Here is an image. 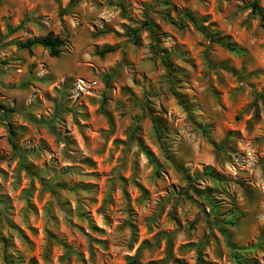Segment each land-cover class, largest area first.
<instances>
[{"label":"clouds","instance_id":"1","mask_svg":"<svg viewBox=\"0 0 264 264\" xmlns=\"http://www.w3.org/2000/svg\"><path fill=\"white\" fill-rule=\"evenodd\" d=\"M249 2L195 5L201 11L218 8L213 19L221 27L240 26L245 34L241 48L226 33L219 37L241 59L214 63L211 70L201 64L197 74L189 67L191 56L171 35L153 40L150 28L166 23L159 0H0V135L7 138L9 124L18 132L17 150L5 144L6 155L0 154V233L15 241L6 249L0 243V264H20L18 255L27 264L45 249L43 264H54L57 244L65 249L59 264H84L80 254L89 249L87 264H124L123 257L134 254L139 264L153 259L176 264L166 250L169 241L174 251L189 245L179 254L190 264L197 252L207 254L204 264L208 257L235 264L232 256L249 248L246 255L264 257V105L257 99L264 95V73L253 87L247 76L257 66L244 52L264 47V26L259 16L249 15L251 9L242 10ZM196 17L199 23V12ZM113 29L124 34L117 37ZM197 36L215 59L209 41ZM165 57L175 59L165 63ZM176 65L187 71L176 75ZM213 72L230 74L232 87L222 85L230 109L223 96L213 94ZM161 116L165 119H154ZM233 126L239 131L228 132ZM145 140L156 152L155 163L145 156ZM37 181L43 211L34 215L25 202L30 204ZM127 193L136 199L128 200ZM209 198L214 212L206 211ZM177 213L178 226L172 223ZM6 221L25 231L38 223L35 246L25 244Z\"/></svg>","mask_w":264,"mask_h":264},{"label":"rangeland","instance_id":"2","mask_svg":"<svg viewBox=\"0 0 264 264\" xmlns=\"http://www.w3.org/2000/svg\"><path fill=\"white\" fill-rule=\"evenodd\" d=\"M254 1H258V3L260 4L261 8L263 9L264 12V4L261 3V0H250L249 3H247L244 8L242 9L243 11H248L249 9H251V4ZM189 3L190 0H179V5L176 3V0H159V6L161 7V9L164 10V15L161 17L162 19L165 20V26L162 28L160 25H155V33H153V40L156 39L157 35H171L172 38L176 41L178 48L182 49V50H186L187 53L191 56V63L189 65V67L191 68L192 72L194 73H201V64H206L208 69L211 70L213 68V64L214 63H223V64H227L229 61L236 59L239 60L242 57L240 56V54L238 53H234L229 51L224 44L227 43L228 41L226 40L224 43H221L219 40L220 34L226 33L229 40L234 43L236 45L237 48H241L243 47L242 45V40L244 39V32L240 31V26H237L235 29H232L231 26H225V27H221L220 25V21L218 19H213V13L214 12H219L218 8H209L208 10H204L201 11L199 8L195 7V5H202L203 4V0H191V3L194 5L193 7L189 8ZM238 10H241L238 8ZM190 13L191 15H193L196 17V13L199 12L200 13V22H199V26L205 29V26H207V29H211V36L217 37V39H210L208 38L205 34H203L201 31H199L191 22L185 20L184 22V27H180L178 26V24L181 23V20L184 18V13ZM249 15H257L254 14L252 12L249 13ZM258 16V15H257ZM260 18V17H259ZM145 22H150L153 23L151 21V19H146ZM175 22V23H173ZM260 22H261V26H264V23L262 22L261 18H260ZM243 23H247V18L245 19V21ZM190 26V27H189ZM122 27H127V25H122ZM207 33H209V31L205 30ZM113 32L115 33V30L113 29ZM175 33V34H174ZM183 34L182 36L180 34ZM217 33V35H216ZM123 32H119V33H115V35L118 37L120 35H123ZM197 34H199V37H202L203 40H207L209 41V44L211 45L212 48L215 49L216 52V57L215 59L212 58V54L208 51L207 48L202 47V40L198 38ZM107 35H112V33H107ZM129 35V33H128ZM106 47H112L114 48L115 45L113 44H108L106 45ZM158 51V50H157ZM244 52L246 54H248V58H250L252 61H254V63L256 64V70L249 74L247 76V79L252 81V86L255 87V84L257 81H259L261 79V74L264 73V47L261 48H253L251 50V52L249 53L247 48H244ZM170 59H175V57H165L164 62L167 63ZM176 68L180 69L179 73H177L176 75H182L184 72H186L187 70L184 69L182 67V65H176ZM229 73L225 72V73H221V74H216L215 72H213L212 75V80H213V88L215 89L214 91V95L219 94L220 96H223L225 98V103H224V108L225 109H230L231 108V104L228 101V91L222 87V85H227L228 88L232 87V84L229 81ZM123 91V90H121ZM131 90H129L130 92ZM264 95H260L257 97L258 100H260L262 102V105H264ZM255 106V105H254ZM85 107H87V105H85ZM257 107V111L255 113V119H259L260 118V109L259 106ZM101 112L104 111L103 106H101L100 109ZM165 114L167 113V109L164 110ZM92 115V113H89V116ZM5 117H10L11 116V112H5L4 113ZM107 119V118H106ZM154 119H165V116H161V117H154ZM234 120H239V116H234L233 117ZM115 121L113 120H108L107 121V127L110 129L113 127ZM12 127L11 129L9 127ZM21 128H24L26 126L24 125H20ZM250 127V125H249ZM9 128V132H8V136L7 138H5L3 135H0V154H4L6 155L7 150L3 147V145L7 144L14 152L17 150L18 145L15 143L16 139H18V132L16 130V127L13 126L12 124L8 125ZM11 130L13 131L14 135L11 134ZM67 130V129H66ZM78 131V129H77ZM227 131L228 132H237L239 131L238 129H236L234 126L233 127H227ZM242 134V133H241ZM41 141L42 143H47V140L44 139L43 134L41 135ZM117 141H113V144H115ZM123 141L121 140V143ZM141 143L144 144V146L146 148H148V152L145 153V156L148 158V160L152 163H155L154 161H152V157L156 155V152L152 151L151 147H149L147 141H141ZM149 152H151V155H149ZM2 158V157H0ZM89 159V158H86ZM92 165H95L97 169H100V163L95 160L92 159ZM157 167H159V165H156ZM67 167H71V165H68ZM210 167V165L208 166ZM0 172H3L2 169H0ZM25 172L27 173V168H25ZM5 176H7V173L4 172L3 173ZM95 175L99 176L101 174V172L98 170L96 173H94ZM126 179V178H125ZM215 179V178H213ZM95 186V185H93ZM33 193H32V200L30 202V204L26 201V205L29 206L31 209H35L34 215H37L39 213H41L43 211L42 209V201H41V196L44 194L42 193L41 189H42V184L37 181L36 184H34L33 186ZM87 185L85 186V189H82V191H86L87 190ZM141 188V190L144 193H149V189L145 186V185H140L139 186ZM171 187L173 188V191L175 190V184L171 185ZM213 191H219L218 188H213ZM126 198L128 200H135L136 198L132 196L131 193H127L126 194ZM11 196L7 197V200H11ZM43 203H47V200H44ZM91 203V202H90ZM97 203H99V201H97ZM208 203L212 205V207L208 210H206L207 212H214L216 210L215 208V202L213 200H211L210 198L208 199ZM98 212V209L93 208L92 211V216L93 218L96 216ZM179 219V214L177 213V216L175 218L172 219V223L173 225H177V220ZM9 226L13 228L14 231H17V235L19 236V238L21 240H23L25 242V244H29L32 246H35V239L34 237L38 236L41 234V228L38 226L37 224H33L32 226H30L28 228L27 231H25L24 228H21L19 224H16L14 221L8 222ZM178 226V225H177ZM135 228V232H139L141 231V228L139 226H133ZM95 229L99 230V231H103V229L100 227V224H96L95 225ZM91 230V228H90ZM145 232H147L148 230L145 229ZM169 231H171V229H169ZM135 234V233H134ZM223 233H219L216 236V239L219 240L220 239V235H222ZM53 239L54 244H56L54 236L51 237ZM264 238V237H262ZM0 243H3L4 248L6 249L7 247L10 246V244H15V241H11L9 239V237L3 235L2 233H0ZM148 241L147 239L143 240V244L147 245ZM57 247H59V256L57 257V260L54 261V264H59V261L61 259H63L64 254H65V249L62 245H56ZM81 246L83 247L84 244L82 243ZM157 246L159 247V244H157ZM227 245H224L222 247H219L217 249L216 252V257L220 258L221 257V253L223 250V247H226ZM189 247V245H180L178 248L175 249V251L173 250V246L171 244V241L168 242V244L166 245V250L168 251L170 256H175V260H176V264H190V262L185 259V257L183 255H180V251L181 249L187 248ZM55 249H53L54 251ZM17 251L19 252V247L17 248ZM139 250H137L138 252ZM252 251V248L249 249H241L238 252L235 253V255L232 256L233 261L235 262V264H260V259H264V257H260V259H257V257L255 255H246V253ZM81 256H83L84 258V264H87V260L91 258V250L89 249L87 252L80 254ZM207 256L206 253H195V261L194 264H204V257ZM240 256L242 257V260L237 261L236 257ZM48 258V250L45 249V251L43 253H39L36 252L34 255L30 256L28 258L27 264H43V261L47 260ZM136 259V264H139L138 259L136 258L135 254L133 256H124L123 257V261L124 264H128L129 261L131 259ZM225 260H227V257H223ZM74 259H80V256H76ZM165 260H167V257L164 258ZM5 260H7V257H5ZM16 260H18L20 262V264H24L21 256H17ZM149 264H160V261L158 260H151L149 261ZM207 264H216V259L212 258V257H208L207 258Z\"/></svg>","mask_w":264,"mask_h":264},{"label":"trees","instance_id":"3","mask_svg":"<svg viewBox=\"0 0 264 264\" xmlns=\"http://www.w3.org/2000/svg\"><path fill=\"white\" fill-rule=\"evenodd\" d=\"M250 7L252 9V12L254 14H257L261 18L262 22L264 23V12H263V9L261 8L260 4L258 3V1H254ZM185 20L191 22L199 31H201L203 34H205L208 38L212 39L211 38L212 36H210L209 33H207L204 28L200 27L199 23L195 22L196 21L195 17L188 12L184 13V18L181 20V23L178 24V26L184 27L183 24H184ZM173 23H175V22H173ZM151 25H152V23L145 22L146 27H150ZM150 30L152 31V34H153V33H155L156 29L150 28ZM129 35L133 36L134 38L136 36V34L134 32H130ZM216 35H217V33H216ZM109 48H112V47H109ZM226 48L229 51L234 52V50L232 48H230V47H226ZM9 128L11 129L12 127L10 126ZM11 134L14 135L12 130H11ZM128 264H136V259L135 258L131 259Z\"/></svg>","mask_w":264,"mask_h":264}]
</instances>
